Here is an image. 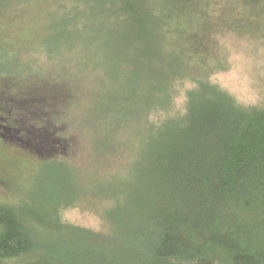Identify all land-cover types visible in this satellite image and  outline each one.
Listing matches in <instances>:
<instances>
[{
  "label": "trees",
  "instance_id": "trees-1",
  "mask_svg": "<svg viewBox=\"0 0 264 264\" xmlns=\"http://www.w3.org/2000/svg\"><path fill=\"white\" fill-rule=\"evenodd\" d=\"M58 1L52 17L60 29L52 44L95 54L94 47H110L114 39L125 45L126 58L142 64L149 90L157 92L172 71L181 75L166 51L175 34H185L194 47L182 53L187 64L196 57L188 64L195 70L186 76L191 83L180 103L174 91V113L148 127L129 177L109 194L101 229L64 221L61 210L75 202L54 193L50 181L47 194L36 188L14 204H0V264H264V97L247 103L208 79L224 67L210 50L217 29L264 42V24L254 17L264 13V0ZM17 2L0 0V10L12 12ZM205 54L211 62L201 61ZM6 87L0 89V99L7 97L0 101V139L10 129L30 152L64 155L68 137L46 122L56 109L44 105L45 94L36 90L27 99L34 118L24 115L25 126L19 121L24 92L14 98Z\"/></svg>",
  "mask_w": 264,
  "mask_h": 264
},
{
  "label": "rangeland",
  "instance_id": "rangeland-1",
  "mask_svg": "<svg viewBox=\"0 0 264 264\" xmlns=\"http://www.w3.org/2000/svg\"><path fill=\"white\" fill-rule=\"evenodd\" d=\"M16 4L18 7L12 12L0 10V89L8 86L6 89L14 98L24 92L26 103L22 105L19 99L26 113H19V121L25 126L29 121L24 115L34 118L25 108L31 104L27 99H32L36 90L43 92L49 99V105L48 100L44 105L56 109L51 117L49 113L45 116L52 122H46L57 125L69 142L64 155L45 157L30 152L27 144L20 146L21 142L13 141L10 129L4 131V139H0V204H14L36 188L42 191L46 187L47 194L52 182L56 184L54 193L70 194L75 202L61 210L62 219L99 230L102 210L110 202L109 194L129 177L132 160L149 134L148 127L174 113V91H179L176 103H180L181 90L190 85L186 76L195 69L188 64H194L196 57L192 56L187 64L182 48L194 46L185 34H175L166 53L169 63L181 75L172 71L162 91L154 92L142 76V64L126 58L125 45L114 39L110 47H94L95 54L79 46L66 49L52 44L60 29L59 20L55 21L52 14L60 1L19 0ZM254 17L264 24V13ZM195 23L199 24L197 19L191 24ZM220 30H216L218 39L210 50L215 52L213 60L220 59L224 67L212 69L208 79L241 101H261L264 42L248 43L241 33ZM47 53H54L57 58L49 60ZM209 54L201 61L211 62ZM164 71L168 72L169 66ZM3 100L7 97L0 99Z\"/></svg>",
  "mask_w": 264,
  "mask_h": 264
}]
</instances>
